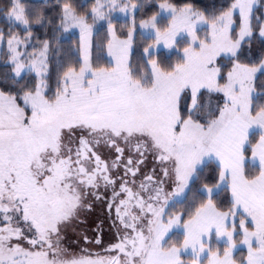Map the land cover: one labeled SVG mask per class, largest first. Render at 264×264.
Here are the masks:
<instances>
[{
    "label": "snow or ice",
    "instance_id": "6c2138e0",
    "mask_svg": "<svg viewBox=\"0 0 264 264\" xmlns=\"http://www.w3.org/2000/svg\"><path fill=\"white\" fill-rule=\"evenodd\" d=\"M144 7L95 0L81 13L67 0L56 23L25 0L0 6L9 25L0 29L7 57L0 63L8 69L0 74V264H264V92L256 91L264 56L241 62L255 37L264 43V4L233 0L209 18L191 3L164 0L137 25L136 12ZM117 11L131 17L119 35L112 19ZM100 20L110 33L107 67L91 61ZM44 24L58 32L78 28L84 53L78 68L58 65L51 95L49 58L58 46L31 43L33 27ZM137 26L146 34L143 67L131 59ZM202 29H210L203 38ZM162 44L182 48L180 59L164 64L157 58ZM221 58L231 65L226 74ZM215 94L222 103L213 102ZM102 147L113 150L114 159L102 158ZM148 155L162 178L153 169L137 185ZM208 168L216 183L196 189L203 198H194L190 210L170 214ZM225 189L231 207L222 210L213 197ZM90 199H107L119 222V239L103 254L65 246L68 228L85 223L81 217L92 210ZM174 232L182 240L172 242ZM94 242L99 245V237ZM241 245L247 256L237 260Z\"/></svg>",
    "mask_w": 264,
    "mask_h": 264
},
{
    "label": "trees",
    "instance_id": "16d2710c",
    "mask_svg": "<svg viewBox=\"0 0 264 264\" xmlns=\"http://www.w3.org/2000/svg\"><path fill=\"white\" fill-rule=\"evenodd\" d=\"M163 1L164 0H139V2L145 4V7L143 9L137 10L135 16L136 21L139 22V20L143 18H147L153 13L159 11L158 5ZM25 2L30 7H34L38 9V11L44 16H46L49 20L55 19V22L58 23V18L62 11V5L65 2H67V0H48V1L25 0ZM168 2L176 4L177 6L184 5L185 3H191L195 8L204 12L210 18L211 15H213L214 13L218 14L221 8H227L230 5V3L233 2V0H168ZM7 3L8 0H0V6L6 5ZM71 3L73 4L74 7L77 8L79 12L87 13L94 6L95 0H71ZM261 4H264V0H260V5ZM260 11H263V8H261ZM257 15H260L259 11L257 12ZM115 23L117 25L119 33L121 28L127 30V28L130 27L129 21L125 23L123 20L117 19L115 20ZM0 25H3V29L5 31L8 30L9 25L5 23L2 18H0ZM14 30L20 31L19 28H16ZM32 31H33V36L38 41L41 42L44 40H50V41H54V46H58L59 51L55 52L54 57L52 54H50L51 79H49V82L51 83V85L55 84L57 73L60 71L58 65L63 64L65 68L67 66H76L77 68L79 67V65L81 64L80 55L78 53L80 47L79 35L72 34L70 37L61 38L60 35L62 34V32L55 31L53 24L35 25ZM141 33L142 32H139L136 37L135 49L132 54V62L134 64L138 63L141 67H143L144 61L142 59L141 53L143 50V46L145 45V35H142ZM108 39L109 36L106 27L101 28L95 34L94 61L98 66L110 64L108 58L102 55L103 51H105L106 49V43ZM147 42L150 43L151 40H148ZM4 51L5 49L3 48L0 51V55L2 58L1 61L7 59V57L4 55ZM180 51H182V48ZM180 51L176 49L173 51L161 50L158 52L159 55L157 56V58L162 60L164 64L175 63L177 62V60L180 59ZM245 51L247 52V56L241 57V62L252 63L253 61H258L261 56H264V43H262L261 39L257 36L253 39L251 43L250 51L248 50L247 47L245 48ZM219 64L222 67V72L225 74L231 68L230 63L224 58L219 59ZM5 71H8V69L5 67L3 63H0V74H2ZM31 79L32 76L29 75L22 83H27ZM261 81H264V77H260L258 75L257 86H256L257 92H264V88L260 87ZM2 87H4V85L0 84V88ZM259 102L264 103V97H261ZM211 168H215V164H213ZM211 168L204 170V173L201 176L200 181H198L195 185H193L192 192L187 194V199L182 198L181 199L182 202L175 204L173 213L180 214L182 212L190 210L194 203V198L195 200H199L203 198L200 197L196 192V189L200 187L201 184L208 183L209 185H211L213 183H216V180L214 178L209 179L210 176L212 177L215 176ZM213 199L216 201L218 207H220L222 210H227L228 208L231 207V192L228 189L220 191L219 195L214 196ZM184 219H187V216H185ZM170 236L172 242H176L177 240H182L183 238L182 235L178 232H174ZM246 255H247L246 249L241 248L235 254V258L239 260L241 256H246ZM184 258L190 259L191 257L185 255Z\"/></svg>",
    "mask_w": 264,
    "mask_h": 264
},
{
    "label": "flooded vegetation",
    "instance_id": "af4514ba",
    "mask_svg": "<svg viewBox=\"0 0 264 264\" xmlns=\"http://www.w3.org/2000/svg\"><path fill=\"white\" fill-rule=\"evenodd\" d=\"M100 153L102 158L104 159H114V151L110 150L106 147H102L100 149ZM160 165L153 159L151 155H148L145 159L143 165H141L140 172L137 173L136 177L134 178L136 184L138 185L140 182L144 180V176L151 174L152 170L155 169V176L157 178H162V174L160 173ZM119 175L123 176V170H118ZM169 183H171L169 181ZM130 187L132 185H129ZM136 189L134 188V191ZM172 189L165 185V191L170 192ZM105 197H111V189L109 188L106 192H104ZM92 203V210L90 212H86L81 217L85 223L83 224H75L77 230L79 231V236L75 239V243L80 244L81 249H87L94 253H104V249L108 248L110 245L116 243L119 239V222L116 221L115 212H109L107 209V199L101 201L91 200ZM175 206V205H174ZM174 206L169 208L170 214H177L173 213ZM115 222V223H114ZM87 235L92 243H86L82 236ZM99 237L100 244L97 245L94 242V239Z\"/></svg>",
    "mask_w": 264,
    "mask_h": 264
},
{
    "label": "rangeland",
    "instance_id": "374dc122",
    "mask_svg": "<svg viewBox=\"0 0 264 264\" xmlns=\"http://www.w3.org/2000/svg\"><path fill=\"white\" fill-rule=\"evenodd\" d=\"M48 1V0H46ZM133 3H141L139 2V0H132ZM164 2V1H163ZM161 2V3H163ZM170 3V2H169ZM257 4H258V7L260 6V0H257ZM183 6V5H181ZM263 11H264V8H263ZM206 15V14H205ZM207 16V15H206ZM208 17V16H207ZM112 19H113V23L116 25L115 23V20L117 19H120V20H123L125 23H127V21H129L130 23V27H131V17L130 16H127L125 15L124 13H121V12H114L112 14ZM89 23H93L91 18H89ZM139 22H137V25H138ZM103 27H106L107 29V32H108V36L110 38V33L108 31V24H107V21L105 20H100L98 21L94 28H93V34H92V37H91V61H92V64H93V67H97L98 65H96L95 61H94V45H95V34ZM235 27V26H234ZM116 28H117V25H116ZM0 29H3V25H0ZM238 31V28L236 29ZM205 31H210V29H202L198 34L201 36V38H203V35H204V32ZM139 32H144V30H142L141 28H139V26H137V29H136V32L133 36V47H132V54L134 52V49H135V42H136V37H137V34ZM72 34H77L79 35V38H80V45H81V36H80V31L78 28H73V29H69L68 31H65V32H62V34L60 35L61 38H66V37H70ZM117 34L119 35V31H118V28H117ZM146 35V34H145ZM33 45H35L36 47H39V44H40V41H38L37 39H34L32 40L31 42ZM107 45V43H106ZM2 47H0V51H1ZM32 49L29 48V51H31ZM161 50H167V51H173L175 49H169L168 47H166L165 45H161L159 48H158V52L161 51ZM79 55H80V59H81V63L83 62V50L81 49V46L79 47V51H78ZM103 56H106L108 58V61L110 63V60H109V57L107 55V47L105 49V51H103ZM1 55H0V61H1ZM50 59H51V56L49 58V67H50ZM131 59H132V56H131ZM217 63L219 64V60L217 61ZM101 66V65H100ZM105 67L107 66H110L109 65H103ZM259 75V74H258ZM56 81V80H55ZM49 83V86H50V90L48 92L49 95L52 94V91H54L55 87H56V83L54 85H51V83L48 81ZM221 102L222 103V94H215L213 96V102ZM183 197H181L180 199H182ZM79 236V231L77 230L76 228V225L74 224L73 226H70L68 228V230L66 231L65 233V246L66 247H69L71 251L77 253V254H80L78 251L80 250V244L78 243H75V239ZM23 246L27 247V244H24ZM241 248H244L246 249V246H238L237 250L234 252V256L235 254L237 253V251ZM246 252H247V249H246ZM247 256V255H246Z\"/></svg>",
    "mask_w": 264,
    "mask_h": 264
}]
</instances>
